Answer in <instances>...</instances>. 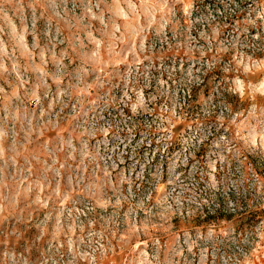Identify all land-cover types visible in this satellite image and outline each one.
<instances>
[{
    "label": "rangeland",
    "instance_id": "374dc122",
    "mask_svg": "<svg viewBox=\"0 0 264 264\" xmlns=\"http://www.w3.org/2000/svg\"><path fill=\"white\" fill-rule=\"evenodd\" d=\"M0 264H264V0H0Z\"/></svg>",
    "mask_w": 264,
    "mask_h": 264
}]
</instances>
